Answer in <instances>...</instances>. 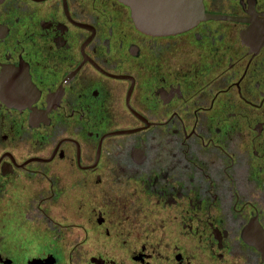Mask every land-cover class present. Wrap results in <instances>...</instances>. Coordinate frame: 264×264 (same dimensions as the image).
<instances>
[{
    "label": "flooded vegetation",
    "instance_id": "1",
    "mask_svg": "<svg viewBox=\"0 0 264 264\" xmlns=\"http://www.w3.org/2000/svg\"><path fill=\"white\" fill-rule=\"evenodd\" d=\"M202 4L0 0V264H264V0Z\"/></svg>",
    "mask_w": 264,
    "mask_h": 264
},
{
    "label": "water",
    "instance_id": "2",
    "mask_svg": "<svg viewBox=\"0 0 264 264\" xmlns=\"http://www.w3.org/2000/svg\"><path fill=\"white\" fill-rule=\"evenodd\" d=\"M131 10L135 25L165 34L190 28L205 17L202 0H119Z\"/></svg>",
    "mask_w": 264,
    "mask_h": 264
}]
</instances>
